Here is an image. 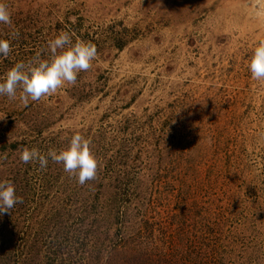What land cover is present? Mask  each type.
<instances>
[{
  "label": "rangeland",
  "instance_id": "374dc122",
  "mask_svg": "<svg viewBox=\"0 0 264 264\" xmlns=\"http://www.w3.org/2000/svg\"><path fill=\"white\" fill-rule=\"evenodd\" d=\"M0 3V82L61 32L97 49L73 85L0 96V181L23 198L0 215V264H264V81L247 68L264 0ZM75 133L98 161L84 185L21 162Z\"/></svg>",
  "mask_w": 264,
  "mask_h": 264
},
{
  "label": "clouds",
  "instance_id": "9594fccd",
  "mask_svg": "<svg viewBox=\"0 0 264 264\" xmlns=\"http://www.w3.org/2000/svg\"><path fill=\"white\" fill-rule=\"evenodd\" d=\"M0 23L11 24L10 13L3 3H0ZM17 34L13 33V36ZM48 49L51 53L49 60L37 57L28 65L16 63L0 82V96L14 100L17 89H20L19 101L27 106L29 100L38 101L54 94L65 84H75L78 74L86 72L97 56L94 44L80 40L73 44L68 32H61L48 41ZM10 52L9 40L0 39V57L6 58ZM247 68L253 80L264 81V41L254 47ZM49 159L61 164L63 170L74 175L81 185L95 179L98 161L91 152L90 141L80 133L72 135L67 148L59 151L50 149L47 154H42L36 148H24L20 154L22 163L38 162L41 169L47 167ZM22 202L23 198L17 195L12 182L0 181V215Z\"/></svg>",
  "mask_w": 264,
  "mask_h": 264
}]
</instances>
